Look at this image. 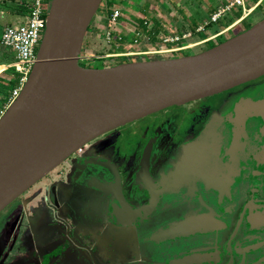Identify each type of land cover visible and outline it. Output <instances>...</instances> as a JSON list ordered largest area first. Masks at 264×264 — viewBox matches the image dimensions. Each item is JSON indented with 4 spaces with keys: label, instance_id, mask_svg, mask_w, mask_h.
Returning <instances> with one entry per match:
<instances>
[{
    "label": "flooded vegetation",
    "instance_id": "obj_1",
    "mask_svg": "<svg viewBox=\"0 0 264 264\" xmlns=\"http://www.w3.org/2000/svg\"><path fill=\"white\" fill-rule=\"evenodd\" d=\"M217 94L223 100L216 106L204 97L156 111L159 121L140 138L125 141L119 128L156 112L106 131L31 185L2 210L0 264H56L55 256L70 246L74 254L63 264H82V256L86 264H264V117H247L240 126L227 116L239 97L262 98L264 75ZM109 167L128 203L143 209L130 225L105 218L94 188H73L85 176L106 184ZM34 199L47 204L34 207L33 216L43 218L32 225L35 238L53 229L52 215L64 218L57 224L67 236L18 256L24 245H16L15 217ZM192 218L202 219V230L187 226L167 235Z\"/></svg>",
    "mask_w": 264,
    "mask_h": 264
},
{
    "label": "water",
    "instance_id": "obj_2",
    "mask_svg": "<svg viewBox=\"0 0 264 264\" xmlns=\"http://www.w3.org/2000/svg\"><path fill=\"white\" fill-rule=\"evenodd\" d=\"M101 3L50 0L37 60L19 94L0 115V212L104 132L264 75V19L194 54L84 66L79 62L83 41ZM227 116L239 120L240 126L247 117L263 118L264 95L239 97ZM233 133L239 137L241 129ZM108 170L111 178L106 184L85 176L73 188H94L105 218L115 225H130L143 209L128 203L119 174ZM144 172L149 174L148 168ZM201 222L182 221L167 235L187 226L202 230Z\"/></svg>",
    "mask_w": 264,
    "mask_h": 264
},
{
    "label": "rangeland",
    "instance_id": "obj_3",
    "mask_svg": "<svg viewBox=\"0 0 264 264\" xmlns=\"http://www.w3.org/2000/svg\"><path fill=\"white\" fill-rule=\"evenodd\" d=\"M109 0H102L100 7L91 20V23L86 32L81 55L87 57L88 60L80 61L84 66L89 67H101L106 65H112L125 61H141L149 59H160L168 57H176L186 54H194L200 52L211 44H217L239 31H243L255 23L264 19V0H243V5L232 8L217 22H211L205 27L203 33L198 35L199 39L207 34L214 33L225 26L230 25L233 20L243 14L244 9H247L245 18L239 23H234L225 33L216 37L214 40L193 44L198 40H191L186 47L180 50L153 52L159 50L161 40L148 38L146 35L133 38V23H130L132 17L136 16L138 9L146 0H112L114 1L115 8L120 10V14L117 17V21L113 23L110 20V15L107 14L105 8L109 7ZM230 0H150V9L148 10V16L157 20L167 31L172 32H195V29L199 26V19L202 22L209 21L210 15L208 14L212 8H218V6L224 4ZM45 11L49 8L48 2L42 4ZM5 7V6H4ZM114 8V9H115ZM252 8V9H251ZM4 9L0 6V10ZM9 21L7 13H0V38L2 34L3 26ZM152 23V20H150ZM201 22V21H200ZM149 24V26L151 25ZM122 37H121V36ZM161 36L165 34H160ZM195 34L194 36H196ZM123 38V40H121ZM133 38V39H132ZM210 43V44H209ZM122 50L113 52V50ZM108 54H117L116 56H107ZM15 53L10 48H5L0 45V63L9 65L14 60ZM4 65H0V70ZM15 73L13 67H8L6 71L0 73V102L1 98L8 93L6 87H11L12 82L11 74ZM225 94V93H223ZM204 100L205 103L213 102L214 106L218 105L223 100L222 94H214L207 97ZM200 102H196L194 105H200ZM175 112L178 115H183L181 106H175ZM174 110V109H173ZM190 111L187 110L185 118H189ZM159 121V112L144 117L141 120L134 121L127 124L122 128L123 140L132 139L135 137L140 138L141 131L148 125L157 123ZM129 126V128H127ZM125 127V128H124ZM123 141L120 142V144ZM136 145L131 143L129 149L134 150ZM2 211L0 212V227L3 221ZM5 216V215H4Z\"/></svg>",
    "mask_w": 264,
    "mask_h": 264
},
{
    "label": "built area",
    "instance_id": "obj_4",
    "mask_svg": "<svg viewBox=\"0 0 264 264\" xmlns=\"http://www.w3.org/2000/svg\"><path fill=\"white\" fill-rule=\"evenodd\" d=\"M43 2L50 3V0H32L28 6L29 11L25 20L18 24L7 25L2 31L0 45L5 48H10L15 53L14 60L5 68V70H7L8 67H13L15 73L11 75L16 81L10 90L8 104L19 94L21 87L28 79L29 73L37 60L38 46L46 25L47 11H45L42 6ZM240 5H243V0L226 1L224 4L218 6V8L215 9V11L210 15L209 21L206 20L199 23V26L195 29V32L175 31L161 36L159 39L161 40L159 50H155L153 52L180 50L186 47V45L189 44L191 40H198L193 42V44L214 40L216 37H219L225 33L227 29L224 28L213 34H207L202 36V39H199L197 36L203 33L205 27L211 22H217L232 8L238 7ZM119 14L120 10L115 8L112 13H110V20L115 23ZM195 34L197 35L194 36ZM116 55L117 54H108L107 56L114 57ZM86 60H88L87 57L80 55L79 62ZM1 72L2 71H0V73ZM80 151L81 147L75 152Z\"/></svg>",
    "mask_w": 264,
    "mask_h": 264
},
{
    "label": "crops",
    "instance_id": "obj_5",
    "mask_svg": "<svg viewBox=\"0 0 264 264\" xmlns=\"http://www.w3.org/2000/svg\"><path fill=\"white\" fill-rule=\"evenodd\" d=\"M31 1L32 0H0V6H2L4 8V9L0 10V13L1 14L7 13L9 16V21L3 26V29L7 25L18 24V23H21L24 21L26 16H27V13L29 11L26 8L29 6ZM215 9H216L215 7L212 8L208 14L211 15L215 11ZM245 10L247 11V9H244L243 14L241 16H239L238 18L233 20V22H231L230 25L225 26L224 28L229 29L234 23H239L243 18H245L246 14H247ZM200 21L202 22V18H201V20L199 19L198 22L201 23ZM224 28H222V29H224ZM3 29H2V31H3ZM222 29H220V30H222ZM211 34H213V33H211ZM112 50H113V48H112ZM119 50H113V52H117ZM120 51H122V50H120ZM1 64L4 65V68L1 71L2 72L6 71L5 68L7 65L5 63H0V65ZM9 79L11 82L14 80L12 78V75H11V78H9ZM0 85H1V82H0ZM13 86L14 85L12 83L11 87H6L8 93H6L1 98L0 114H1V112L4 111V109L8 105V97L10 94V90ZM42 203L44 205H47L45 200H43V202H41L40 199H34L29 204H27V206H22V208H21L22 213H20L19 215L17 214V216L15 217V221H14L15 225H14L12 232L14 233L13 235L15 236L16 245L17 246L22 245V244L24 245V247L19 246L20 249L16 254L18 256L25 255L26 254L25 252L31 251L32 247L35 244H42V245L46 244L48 246L50 243L58 241V240L60 241V239H64L67 236V235H64L65 232H67L64 230L65 227H60V224H57V221H60L63 223L64 218L57 216V215H52L54 222H56V224L52 226L53 229L49 230L48 232L46 231V234L44 236H39V237L35 238V236H38V235H36V230H34L32 225L35 224L36 220L38 221V220H40V218L41 219H43V218L40 216H33V211H34V207H40L41 205H43ZM81 203H85V202H81L80 200H77V199L76 200L74 199V201H73V204L77 205V206L80 205ZM35 212H36V210H35ZM25 235L31 237V243H27L29 246L24 244V242L27 238V236L23 238V236H25ZM68 248L60 250L59 253L55 256V258L57 259L56 264H63L72 254H74L73 249H71V246L69 249ZM79 249H80V247H79ZM80 254H82V253H80ZM83 259L87 260V257L85 258L84 256H82L81 261H80L82 264H86L85 260H83Z\"/></svg>",
    "mask_w": 264,
    "mask_h": 264
},
{
    "label": "trees",
    "instance_id": "obj_6",
    "mask_svg": "<svg viewBox=\"0 0 264 264\" xmlns=\"http://www.w3.org/2000/svg\"><path fill=\"white\" fill-rule=\"evenodd\" d=\"M108 4H109V7L105 8V9L107 11V14L110 15V13H112V11L115 8V4H114V1H112V0H109ZM150 7H151L150 0H146L144 2V4H142L140 6V8L138 9L137 14H135L136 16L131 18L130 23L131 24L133 23V29H134L133 33H132L133 38H136L139 36L141 37L142 35H146L148 38H152V39H155V37H158L157 40H159L161 38L160 34H167V31L164 30L163 26L157 20L152 19L147 15ZM28 8L29 7H27L26 9L28 10ZM150 20H152V23L150 22ZM150 23H151V25L149 26ZM237 33H235V34H237ZM121 40H123V38H121ZM211 46H213V44L208 45V47H211ZM12 83L14 85L16 83V81L13 80Z\"/></svg>",
    "mask_w": 264,
    "mask_h": 264
},
{
    "label": "bare ground",
    "instance_id": "obj_7",
    "mask_svg": "<svg viewBox=\"0 0 264 264\" xmlns=\"http://www.w3.org/2000/svg\"><path fill=\"white\" fill-rule=\"evenodd\" d=\"M3 68H4V67H3ZM3 68H2V69H3ZM2 69H1V70H2ZM1 70H0V71H1Z\"/></svg>",
    "mask_w": 264,
    "mask_h": 264
}]
</instances>
